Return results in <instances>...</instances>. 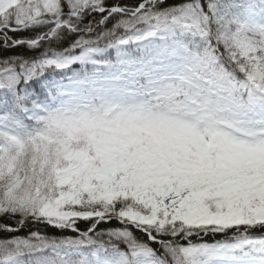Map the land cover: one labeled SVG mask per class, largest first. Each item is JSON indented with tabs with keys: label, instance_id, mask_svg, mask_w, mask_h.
I'll use <instances>...</instances> for the list:
<instances>
[{
	"label": "snow or ice",
	"instance_id": "1",
	"mask_svg": "<svg viewBox=\"0 0 264 264\" xmlns=\"http://www.w3.org/2000/svg\"><path fill=\"white\" fill-rule=\"evenodd\" d=\"M0 221V264H264V0H0Z\"/></svg>",
	"mask_w": 264,
	"mask_h": 264
},
{
	"label": "trees",
	"instance_id": "2",
	"mask_svg": "<svg viewBox=\"0 0 264 264\" xmlns=\"http://www.w3.org/2000/svg\"><path fill=\"white\" fill-rule=\"evenodd\" d=\"M109 3H116V2H120V3H135V0H108ZM25 35H29V34H25ZM14 51L18 52V53H24L25 55H35V53L32 52H28L25 48H18L15 49ZM6 221H0V223H3ZM87 225L84 222H80V227L81 228H85ZM111 226H116L115 224L111 225ZM102 228H107L109 227V225H102ZM42 231L46 232L47 234H57L59 235L60 233L56 232L54 229L51 228H42ZM20 235H26L27 234V229H25L24 231H22L21 233H19ZM66 234H72V233H66ZM7 233H0V238H3L5 236H7ZM217 239H219L220 237H216ZM209 240H211V238H207Z\"/></svg>",
	"mask_w": 264,
	"mask_h": 264
}]
</instances>
